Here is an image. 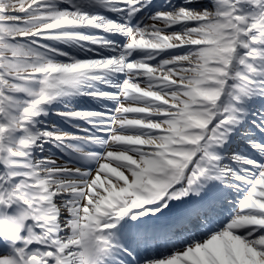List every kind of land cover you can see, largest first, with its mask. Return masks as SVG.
Here are the masks:
<instances>
[{
  "label": "snow or ice",
  "instance_id": "1",
  "mask_svg": "<svg viewBox=\"0 0 264 264\" xmlns=\"http://www.w3.org/2000/svg\"><path fill=\"white\" fill-rule=\"evenodd\" d=\"M0 264H264V0H0Z\"/></svg>",
  "mask_w": 264,
  "mask_h": 264
}]
</instances>
